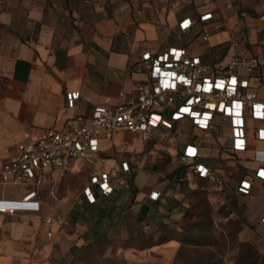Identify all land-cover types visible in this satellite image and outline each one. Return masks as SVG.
<instances>
[{
	"label": "crops",
	"instance_id": "0c3cea01",
	"mask_svg": "<svg viewBox=\"0 0 264 264\" xmlns=\"http://www.w3.org/2000/svg\"><path fill=\"white\" fill-rule=\"evenodd\" d=\"M204 14L211 19L200 22ZM261 17L264 0H0V164L19 142L61 130L66 120L88 115L97 105H120L133 97L143 80L134 66L144 52L184 48L219 66L235 56L256 58L259 67L249 86L264 100ZM185 19L191 26L181 33L178 24ZM71 92L79 97L69 109L65 95ZM68 173L55 186L37 190L39 212L0 213V264H111L105 259L116 250L113 264H152L149 250L178 244H158V235L150 239L137 231L158 204L147 199L158 189L140 192L131 179L126 190L89 205L76 202L81 188L72 197L63 195ZM26 192L0 187V200H19ZM142 206L148 212L140 221ZM58 213L70 223L53 226L49 238L44 219ZM128 213L135 214L134 223ZM104 226L110 232L100 231Z\"/></svg>",
	"mask_w": 264,
	"mask_h": 264
},
{
	"label": "built area",
	"instance_id": "2783aa9c",
	"mask_svg": "<svg viewBox=\"0 0 264 264\" xmlns=\"http://www.w3.org/2000/svg\"><path fill=\"white\" fill-rule=\"evenodd\" d=\"M209 19L211 14L198 18L200 22ZM190 26L185 19L178 30L184 33ZM258 67L256 58L240 56L225 66L208 65L184 48L142 53L134 71L143 80L125 103L97 105L88 115L66 120L61 130H44L16 144L13 155L0 164V182L29 190L19 200H0V213L39 212L37 190L55 186L77 160L86 162L89 170L76 202L93 205L98 196L107 198L126 190L137 172L136 156L114 160L108 153L115 146L114 139L125 134L142 142L159 136L182 137L178 162L216 193L224 192L228 180L202 162L206 147L213 146L230 160L251 163L253 170L238 178L234 191L252 196L264 186V100L249 86V76ZM78 97V92L65 95L69 109ZM120 97L127 95L121 93ZM160 197L159 192L151 191L147 199L157 202ZM69 223L66 214L46 217L47 236L52 237L53 226L62 228Z\"/></svg>",
	"mask_w": 264,
	"mask_h": 264
},
{
	"label": "rangeland",
	"instance_id": "374dc122",
	"mask_svg": "<svg viewBox=\"0 0 264 264\" xmlns=\"http://www.w3.org/2000/svg\"><path fill=\"white\" fill-rule=\"evenodd\" d=\"M114 142L115 146L108 152L114 160L136 156L137 176H131L130 180L135 179L140 192L156 188L161 193V200L136 230L150 239L157 235L158 238L173 236L187 243L178 242L174 249L149 250L146 258H152V264H240V255L246 250L254 264H264V186L252 196L234 191L238 178L253 170L251 163L230 160L213 146L206 147L202 162L219 178L228 180L224 192L216 193L205 182L190 176L187 170L180 182L172 175L180 166L177 153L183 146L182 137L159 136L142 142L135 137L119 136ZM88 170L86 162L74 161L72 172L62 182L65 197H72L81 188ZM0 187L17 189L1 182ZM19 188L29 190L27 186ZM126 218L134 223L136 217L128 213ZM110 229L104 226L100 231L110 232ZM116 251L105 259L106 263H115Z\"/></svg>",
	"mask_w": 264,
	"mask_h": 264
},
{
	"label": "trees",
	"instance_id": "16d2710c",
	"mask_svg": "<svg viewBox=\"0 0 264 264\" xmlns=\"http://www.w3.org/2000/svg\"><path fill=\"white\" fill-rule=\"evenodd\" d=\"M185 170H186L185 166H183V165L180 164L179 168L173 172L172 175L175 177V179H176L177 182H180L181 178L186 174V171ZM197 180L204 182L201 179H197ZM160 200H161V198L157 202H153V203H158ZM147 212H148V207L147 206H142L140 208V211H139V220L140 221L143 220L146 217ZM172 240H174L176 242H179V243H181L183 245L184 244L187 245V243L184 242V240H182L181 238H175L173 236H170V237L169 236L168 237L167 236L166 237L163 236V237H161V238L158 239V242L157 243L158 244H162V243H166V242H169V241H172ZM239 263L240 264H244V263L245 264H254V260L252 262V260H250V258H249V252H248V250H246L244 254L240 255Z\"/></svg>",
	"mask_w": 264,
	"mask_h": 264
}]
</instances>
